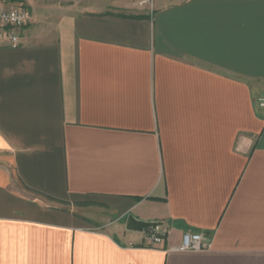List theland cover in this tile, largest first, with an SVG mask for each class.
<instances>
[{
    "label": "crops",
    "instance_id": "0c3cea01",
    "mask_svg": "<svg viewBox=\"0 0 264 264\" xmlns=\"http://www.w3.org/2000/svg\"><path fill=\"white\" fill-rule=\"evenodd\" d=\"M15 1L0 264H264V0Z\"/></svg>",
    "mask_w": 264,
    "mask_h": 264
},
{
    "label": "built area",
    "instance_id": "2783aa9c",
    "mask_svg": "<svg viewBox=\"0 0 264 264\" xmlns=\"http://www.w3.org/2000/svg\"><path fill=\"white\" fill-rule=\"evenodd\" d=\"M32 21L30 10L23 5H15L12 0H0V47L17 49L21 46V31ZM258 107L264 111V96L257 99ZM168 230L159 228L149 232V241L155 246L164 242ZM213 247L212 240L201 233L185 232L182 244L177 250L182 252H206Z\"/></svg>",
    "mask_w": 264,
    "mask_h": 264
},
{
    "label": "water",
    "instance_id": "95a60500",
    "mask_svg": "<svg viewBox=\"0 0 264 264\" xmlns=\"http://www.w3.org/2000/svg\"><path fill=\"white\" fill-rule=\"evenodd\" d=\"M163 224L160 222H155V223H148V222H142L137 220L133 216H129L126 221V228L129 231H137V232H142L144 230H157L160 228Z\"/></svg>",
    "mask_w": 264,
    "mask_h": 264
},
{
    "label": "rangeland",
    "instance_id": "374dc122",
    "mask_svg": "<svg viewBox=\"0 0 264 264\" xmlns=\"http://www.w3.org/2000/svg\"><path fill=\"white\" fill-rule=\"evenodd\" d=\"M12 2H13V4H15V5H22V4H20V2L18 1V3H16V1L15 0H12ZM24 6V5H23ZM29 9V8H28ZM30 10V9H29ZM31 12V11H30ZM100 226V224H96L95 225V227H99Z\"/></svg>",
    "mask_w": 264,
    "mask_h": 264
},
{
    "label": "trees",
    "instance_id": "16d2710c",
    "mask_svg": "<svg viewBox=\"0 0 264 264\" xmlns=\"http://www.w3.org/2000/svg\"><path fill=\"white\" fill-rule=\"evenodd\" d=\"M147 232H151L152 230H146Z\"/></svg>",
    "mask_w": 264,
    "mask_h": 264
}]
</instances>
